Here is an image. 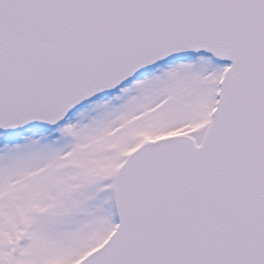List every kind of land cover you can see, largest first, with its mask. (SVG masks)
<instances>
[{
	"label": "snow or ice",
	"instance_id": "obj_1",
	"mask_svg": "<svg viewBox=\"0 0 264 264\" xmlns=\"http://www.w3.org/2000/svg\"><path fill=\"white\" fill-rule=\"evenodd\" d=\"M0 264H264V0H0Z\"/></svg>",
	"mask_w": 264,
	"mask_h": 264
}]
</instances>
